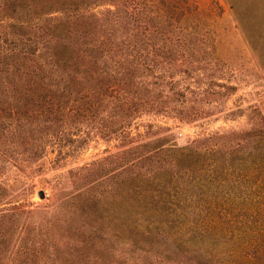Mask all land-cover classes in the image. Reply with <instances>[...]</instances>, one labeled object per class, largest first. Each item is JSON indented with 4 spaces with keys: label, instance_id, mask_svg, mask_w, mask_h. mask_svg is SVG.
Returning <instances> with one entry per match:
<instances>
[{
    "label": "rangeland",
    "instance_id": "1",
    "mask_svg": "<svg viewBox=\"0 0 264 264\" xmlns=\"http://www.w3.org/2000/svg\"><path fill=\"white\" fill-rule=\"evenodd\" d=\"M91 10V37L113 53L105 68L79 77L55 66L53 82L14 92L31 99L15 133L0 135V264H180L168 240L130 244V228L102 220L84 193L160 169L162 142L254 145L243 132L264 116V0H96ZM128 35L164 68L137 69L127 105L138 107L126 111L122 68L106 66L122 52L108 40ZM126 198L115 203L122 215Z\"/></svg>",
    "mask_w": 264,
    "mask_h": 264
},
{
    "label": "trees",
    "instance_id": "2",
    "mask_svg": "<svg viewBox=\"0 0 264 264\" xmlns=\"http://www.w3.org/2000/svg\"><path fill=\"white\" fill-rule=\"evenodd\" d=\"M95 3L0 0V135H13L19 114L27 111L31 98L14 95L17 86L53 82L55 66L73 68L80 77L82 68H105V54L112 59L105 41L91 37L88 29ZM129 36L108 40L115 42L114 52L118 46L122 52L106 66L122 68L117 78L126 111L138 107L136 101L127 105L128 97L140 93L133 81L137 69L164 68L150 64L147 50ZM59 80L67 81L60 74ZM243 134L253 137V146L220 150L162 142L160 169L152 168L149 175L137 170L120 182L122 188L106 185L94 191L90 186L84 203L100 211L102 220L128 226L130 244L170 241L182 256L180 264H264V116L257 129ZM153 157L147 158L155 162ZM125 197L129 209L122 215L115 203Z\"/></svg>",
    "mask_w": 264,
    "mask_h": 264
},
{
    "label": "water",
    "instance_id": "3",
    "mask_svg": "<svg viewBox=\"0 0 264 264\" xmlns=\"http://www.w3.org/2000/svg\"><path fill=\"white\" fill-rule=\"evenodd\" d=\"M37 194L40 198H44L45 197V191L42 188H39L37 190Z\"/></svg>",
    "mask_w": 264,
    "mask_h": 264
}]
</instances>
